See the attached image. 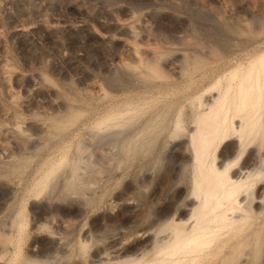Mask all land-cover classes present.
<instances>
[{"label":"bare ground","instance_id":"1","mask_svg":"<svg viewBox=\"0 0 264 264\" xmlns=\"http://www.w3.org/2000/svg\"><path fill=\"white\" fill-rule=\"evenodd\" d=\"M258 24L261 25L259 22ZM262 27L264 28V25ZM126 29L134 33V28L132 29L128 26ZM259 29V32L262 31L261 26ZM16 31L21 32V29L18 28ZM234 31L238 30L235 29ZM242 31L243 29L241 34ZM259 32L250 34L247 39L249 40L247 41L248 43L244 41L245 45L240 42L243 48L235 46L237 51H243L245 47L259 46L255 49L253 56L248 54L251 57L238 58L235 55L238 59L223 68L220 73L215 70L218 74L215 73L216 75L214 76H212L214 74L213 71L209 81H205L202 85L200 84L201 86L198 84L199 86L197 85L198 87H195V89H191L192 87L187 89L188 92L183 96V99L189 102V110L193 114L190 115L192 116V122L187 125V128L183 127L182 124V109L172 108L171 105L168 106L167 104L165 113L163 106L162 110L159 108L161 111H156L157 113L155 112V114L152 111L153 115L148 113L150 116L143 117L142 121H140L144 123V126L142 124V127L139 128L135 125L133 131L125 136L128 141L129 139L132 141L135 136L138 137L141 132L148 129L151 130L160 126L163 129L165 127L166 146L170 155L174 158L173 165H175L177 170L174 174L172 170L175 168L166 172V194H162L165 199L162 196L156 197L153 192L150 195L154 199L153 205H155L157 210L160 209L159 211L151 215H149L150 211L146 216H144L145 213L143 215L140 213L141 215H139L137 211L143 212L144 210L142 211L141 209L143 207L133 197V190L131 193L127 189L129 185L126 181L123 189H117L112 192V195L109 194L111 195L110 200L106 199L100 205L101 207L92 214L89 221L87 220L88 226L84 224L85 227H81L80 233L78 232L80 221L86 214L87 207L94 196V188L102 180L104 182L110 175L107 172L108 168H106L108 162L105 164L106 167L103 168L105 165L103 164L104 160H101V155L104 156L102 152L107 147V143L111 140H117L118 134L120 136L122 132V130L121 132L117 130L110 131L112 130L110 129V124L108 126V122L105 123L106 121L104 120L110 118L112 114L113 117L117 115L123 117V115L120 116L123 111L120 112L118 108V114L98 113L94 116L93 126L85 131L86 140L83 138L85 141L83 143L81 141L74 148L75 154L68 157L63 151L59 152L60 154L58 153L57 156L48 154L49 157L46 156L43 160L44 167L38 171L33 189L36 194L28 202L30 223L25 246L21 245L20 241L22 220L18 219L17 229L15 228L17 218L23 217H13L18 207L15 213L10 214V210L14 208H11V205L16 197L19 182L16 181V185L12 181L3 180L1 175L4 172L0 175L2 178L0 179V264H195L204 253L210 255L209 262L211 264L212 262H215L214 264H257L264 255V31ZM232 41L235 44V39L229 41L230 44L233 43ZM190 43L188 42V44ZM240 43L238 42L235 45L238 46ZM234 44L232 46L228 45L233 49ZM216 50H213V52ZM147 53H150V51H147ZM176 54L178 55V62H171L173 64L172 71L175 77L186 78L188 81L187 85L194 81L195 72L198 71L200 76L203 77L211 70L205 66L207 64H205V58L196 55L197 53L189 54L185 51ZM150 55L148 54L147 56ZM138 56L134 54V59H136L134 62H139V66L144 68L152 67L150 72L155 75V69L157 68L152 66L154 59L152 60L146 56L147 60H141ZM155 62L158 64L157 61ZM136 63L135 66L137 65ZM118 66V69L121 68V70L111 73L113 74V76H110L111 80H113L112 82L120 83L122 81L127 82L132 78L135 79L133 74L136 71L134 72L133 70L137 69V66L131 67L125 63ZM6 69L4 63L0 61V81L5 87L9 85L4 79ZM19 74L21 75V73ZM156 74H158V71ZM167 76H165L166 83L171 79H168ZM141 78L143 79V77ZM28 79L30 87L25 88L28 84L23 85L26 92L24 91L25 96L22 102L25 104L35 103L37 105L41 103L47 104L50 109H53L51 112L56 109L60 110V107L63 113L61 112L62 114H60L58 112L57 114H60L58 117L50 116V120L53 123V131L47 129L48 127L42 121H31L21 124L12 116L13 114L3 111L0 113L3 118L0 124V132L7 134L9 130H16L23 134L31 133L30 144L23 141L22 143L15 137V139L11 137L10 142L6 140L0 142V154L4 157H15L16 155L15 153L13 154L12 148L16 147L19 162H22V164L19 163V169L17 168L18 173L27 170L28 162L41 155L37 152V149L41 150L49 146V143H51L49 141L54 138L53 144L50 145L51 148L53 146L54 149L59 147L63 150L67 147L65 146L64 137H66V133L69 132L70 128L66 129L74 123L77 113V110L73 109L67 101L58 99L60 101L56 102V98L50 97L49 94L51 95L55 90L49 85L41 89L35 88L37 82L41 84L43 80L44 82L46 80L42 73L28 76ZM201 80L203 79L201 78ZM223 80L224 84H222ZM117 87L119 89V86ZM30 89L36 94L37 92L40 93L42 100L38 102L33 99ZM187 90L184 89V92ZM101 99L103 101V98ZM189 99L190 101H188ZM87 101L85 102L87 103ZM74 102L76 103V101ZM167 102L169 103V101ZM111 108L109 106L108 109L111 110ZM40 109L42 108L40 107ZM163 114L166 115V119L161 122L160 117ZM116 119L118 120V118ZM140 122L137 125L141 124ZM101 123L105 126L100 127ZM117 123L118 121L113 126L117 125ZM121 126L123 125H119V127ZM105 128V133H99L100 130ZM185 129L186 133H181V130L184 131ZM39 133H45L43 134V139L45 138L46 140H42L46 142L41 140L42 136L39 138ZM136 138L134 139L136 140ZM249 139L251 141L250 144L248 143ZM118 142L119 140H117ZM123 142L121 144L124 145ZM126 143L128 142L126 141ZM215 143L219 144L217 159L216 161H212V159L209 162L210 151ZM110 146L108 145V148L112 151ZM127 146L129 148L130 145ZM190 148H192L193 157L188 154ZM108 150L105 153L108 154ZM127 150L131 152L130 148ZM127 150L126 153H128ZM115 157L114 159H116ZM191 160L193 161V169L188 184L181 179V171L179 172V169L182 170L187 165V161L190 162ZM34 162L36 161L34 160ZM30 163L32 164V162ZM109 163L112 162L110 161ZM113 166L112 170L120 169L116 168L115 165ZM150 170H147L144 175H151L152 171ZM4 177H6L5 174ZM163 200H165V209H162L164 206H162ZM112 208L115 211L114 213H111ZM106 221H110L108 224L110 226L109 229L108 227L106 228ZM105 229L108 230L106 231ZM93 233L96 235L100 234L104 238L97 239L96 243L93 241L95 244L89 253L88 259L84 261L81 257L83 254L80 256L76 250L77 247L80 249L85 248L87 243L91 241ZM226 237L233 238L234 243L228 245L225 249L220 248V250L214 251V244ZM21 246L24 247L22 251Z\"/></svg>","mask_w":264,"mask_h":264},{"label":"rangeland","instance_id":"2","mask_svg":"<svg viewBox=\"0 0 264 264\" xmlns=\"http://www.w3.org/2000/svg\"><path fill=\"white\" fill-rule=\"evenodd\" d=\"M258 22L261 25H259ZM262 24L264 25V0H0V61H2L7 68L4 79L7 85L9 84L5 87L0 81V113L3 111L13 114L12 116L21 122V124H26L31 121H42L48 127L47 129L53 131V123L50 119L53 116L58 117L63 113L60 107V110L56 109L54 112H51L53 109L51 108V110L47 104L41 103L37 105L35 103L25 104L22 102L25 96V88L30 87V84H28L30 81H27L29 80L28 76H34L36 73H42L47 82L46 80L45 82L44 80L42 81L43 84L37 82L35 88L41 89L49 85L55 90L53 92L56 93L49 94L50 97L56 98V100L54 99L56 102L60 100L67 101L73 109L77 110V113L79 112L78 114L76 113L75 121H73L74 123L69 125L66 129L68 130L70 128L69 132L66 133V137H64L65 146L67 147L63 150L59 147L54 149L52 146L51 148L50 145L53 144L54 138L52 141H49L51 143L48 142L50 145L46 146V149H41L42 147L40 148L41 150L37 149V152L41 155L38 158L37 156L33 158V160L30 161L32 164L28 162V169L24 172L18 173L19 163L22 164V162H19L16 147L12 148L13 154L15 153L16 155H14L15 157L10 156L11 158H8L0 154V175L4 172L6 176L4 177V174L1 175L3 180H9L14 183H16V181L19 182L18 185L16 183L18 191L12 202L13 206L11 205V208H14L10 210V214L15 213L18 207V212L16 211L13 217H23L17 218V224L15 225L17 229L16 226H18L19 223L18 219H20V221L22 220V230L20 232L21 245L25 246L27 242V230L30 223L28 202L36 194V191L33 190L35 180L37 179L38 171L44 167L43 160L45 157H49V155L57 156L59 152L61 153L63 151L68 157L75 154L74 148L78 143L81 141V143H83L86 140L85 131L93 126L94 116L98 113L118 114V108L120 112L123 111L122 114L119 113L120 116L123 115V117H119V115L113 117L112 114L110 118H107L108 121L107 119L104 120L106 121L105 123L108 122V126L110 124V129H112L110 131L117 130L121 132L122 130L120 136L118 134L116 138L119 140L118 143L117 140H111L112 143H110L111 141L107 143L109 146L111 145L112 151L108 148V145L105 147V149H109H106L108 150V154L110 152L112 154L110 153L108 155L105 153L106 150L104 149L103 152L105 154L102 152L104 156L101 155V160H104L103 164L105 165L108 162L107 167L105 165L103 168H108L107 172H109L110 175L107 177L108 179H105L106 181L104 180L103 182L102 180L99 185L94 188V196L87 207L86 214L80 221L78 232L80 233V229L85 227L84 224L88 226L87 223L89 218L94 214L96 209L98 210L101 207L100 205H102L106 199L110 200L113 191L125 187L126 181L129 185L127 189H129L130 192L133 190V193L131 192L133 197H135L141 204V207H143L141 208L142 211L144 210L143 212L137 211L139 215L145 213L144 216H146L149 214V211V215L159 211L160 209L157 210L155 205H153L154 199L151 198L150 195L153 192L156 197H165L163 195L166 194V172L175 168V165H173L174 158L170 155L166 146L165 127L163 129H161L162 126L152 128L151 130L148 129L147 131L141 132L138 137L135 136L134 138L137 137L136 140L133 138L132 141L130 139L128 141L125 136L133 131L135 125L139 128L144 126V123L140 122L143 117L146 118L150 116V114L153 115L156 111H161L163 107L165 113L167 104L168 106L171 105L172 108L182 109V124L183 127L187 128V125L192 122V116L190 115H193L189 110V102L183 99V96L188 92L187 89L191 87V89H195V87L197 88L205 81H209V77H211L213 71L214 74L212 76L220 73L223 68L231 65V62H235L239 57L249 58L253 56L255 49L259 46H250L249 48L244 46L245 48L243 51H237L236 47L240 48L245 45V43H248L247 41L249 40L247 39L249 35L258 33L260 26L262 28L261 30L264 31ZM126 25L130 26L132 29L134 28V33L129 32L128 29H126V27H128ZM18 28L21 29V32L16 31ZM235 29L238 31H234ZM242 29L245 34L249 33L245 35L242 31L241 34ZM14 30L15 32L13 33ZM233 38L235 39V44L238 42H242V44L244 41L246 42L243 45L240 43L238 46L234 44V41L230 44L229 41L234 40ZM224 39L225 41H223ZM188 42L191 43L188 44ZM227 43L231 46L234 44V48L232 49L231 46L229 47ZM213 50L216 51L213 52ZM147 51H150V53H147ZM185 51L189 54L197 53L196 55L204 57L205 64L207 63L205 66L211 69L209 70L210 73L208 71L203 77L200 76L198 71L195 72V75L193 74L195 82L193 81V84L189 83L190 85H187L188 81L186 78H177L172 71V63L178 62V55L176 53L179 54ZM210 51H212V53H210ZM134 54L139 55L138 57L141 60H147L148 58L154 59L152 66L157 68L155 70L156 72L158 71V74H156V72L155 75L153 73L151 74L150 71L152 67L144 68L142 66V68L139 66V62H134L136 60L134 59ZM148 54L151 55L147 56ZM217 54L218 56H216ZM248 54L251 56H248ZM235 55L238 58H236ZM155 61H157L158 64ZM121 62L131 67L137 66V69L133 68V71H136L135 74H133L134 72L132 73L135 75V79L132 78L127 82L122 81L120 83H114L110 76H113L111 73L121 70V68H119L120 70L118 69V65L122 64ZM135 63L137 64L136 66ZM227 63L229 64L227 65ZM215 70L218 73L215 72ZM140 71H142L141 74ZM19 73H21V75ZM166 75H168V79L171 78L168 83H166ZM16 76L20 77L17 78ZM141 77H143V79ZM201 78L203 80H201ZM26 84L29 86H24V88L23 85ZM112 84L113 86H111ZM222 84H224V80ZM117 86H119V89ZM184 89L187 91L184 92ZM29 91L32 93L33 99L38 102L42 100L40 93L37 92L36 94L32 92V89ZM104 93L107 94H105V96H107L106 98H104ZM100 97L103 98V101ZM84 100L89 101L86 103ZM74 101H76V103ZM167 101L171 103L169 104ZM188 101H190V99ZM80 102V105H82L81 107L79 105ZM109 106L110 108L113 106V108L110 110L108 109ZM40 107L42 109H40ZM58 112L60 114H57ZM116 118H118V120ZM160 119L162 120L161 122H163V120L166 119V115L163 114ZM160 119L159 124L161 123ZM112 120L118 121L117 125L123 126L119 127V125H114L115 128H113V124H116V121L111 124L113 122ZM1 121H3L2 116H0V124ZM139 122L141 124L137 125ZM101 124L100 127L105 126L104 124L101 126ZM108 129L107 127V130ZM100 131L99 133H105L106 128ZM181 133H186V129L184 131L181 130ZM30 134L29 132L23 134L16 130H9L7 134L0 132V142H4L5 140L10 142L11 137H13V139L16 138L20 140V142L23 141L30 144ZM43 134H38L40 136L39 138L42 136L41 140L44 137ZM121 137H123L121 140L124 141L123 143L125 146L121 144ZM126 141L128 143H126ZM250 142L249 139L248 143L250 144ZM216 143L211 148L209 162H211L212 159V161H216L217 159L219 144ZM115 145L117 146V150ZM127 145H130L129 148L131 152H128L130 150H127L129 149ZM43 150L46 152L44 151V153H42ZM126 150L128 153H126ZM129 153L130 155L127 156ZM188 154L193 157L192 148L189 149ZM114 157L116 159H114ZM34 160L36 162H34ZM110 161L112 163H109ZM113 165L120 169L112 170V167L114 168ZM13 168L14 170H12ZM192 169V160L190 162L187 161V165L184 166L182 170L179 169V172L181 171V179L185 183L189 184V177L191 176ZM34 170H36L35 174ZM110 170H112V172H110ZM147 170L153 173L151 172L149 176L144 175ZM176 170L177 168L172 170L173 174ZM1 177L0 179H2ZM111 177L112 179H110ZM162 206V209L166 208L165 200H163ZM112 210L111 213H114L115 211L113 208ZM109 223L110 221H106V228L108 227V229L110 228L108 225ZM108 229L105 230L107 231ZM98 235L100 234L96 235L93 233L91 235V241L87 243L85 248L80 249L77 247L76 251L80 256L83 254L81 257L84 261L88 259L89 253L97 239L104 238V236L102 238L101 235ZM93 241H95V243ZM233 243L234 240L230 237L220 239L214 244V251H218L220 248L225 249L228 245ZM21 248L22 251L24 247L21 246ZM260 260L257 264L264 263V255ZM209 261L210 255L204 253L195 264H211ZM214 263L215 262H212V264Z\"/></svg>","mask_w":264,"mask_h":264}]
</instances>
